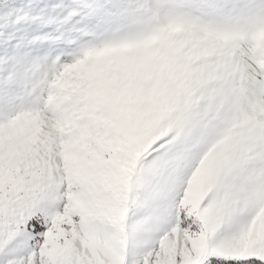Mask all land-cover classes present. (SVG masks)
Returning <instances> with one entry per match:
<instances>
[{
	"label": "snow or ice",
	"instance_id": "1",
	"mask_svg": "<svg viewBox=\"0 0 264 264\" xmlns=\"http://www.w3.org/2000/svg\"><path fill=\"white\" fill-rule=\"evenodd\" d=\"M0 264H264V0H0Z\"/></svg>",
	"mask_w": 264,
	"mask_h": 264
}]
</instances>
